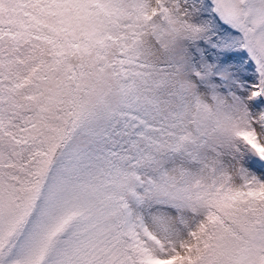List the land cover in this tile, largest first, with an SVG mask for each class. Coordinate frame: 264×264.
Returning a JSON list of instances; mask_svg holds the SVG:
<instances>
[{"label": "snow or ice", "instance_id": "obj_1", "mask_svg": "<svg viewBox=\"0 0 264 264\" xmlns=\"http://www.w3.org/2000/svg\"><path fill=\"white\" fill-rule=\"evenodd\" d=\"M0 264H264V0H0Z\"/></svg>", "mask_w": 264, "mask_h": 264}]
</instances>
